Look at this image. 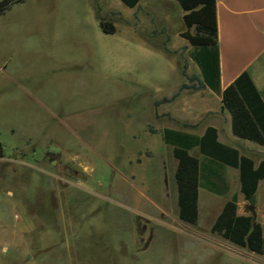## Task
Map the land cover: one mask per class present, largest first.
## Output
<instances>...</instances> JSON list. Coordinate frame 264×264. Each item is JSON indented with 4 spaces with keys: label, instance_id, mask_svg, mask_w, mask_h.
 Returning <instances> with one entry per match:
<instances>
[{
    "label": "rangeland",
    "instance_id": "obj_1",
    "mask_svg": "<svg viewBox=\"0 0 264 264\" xmlns=\"http://www.w3.org/2000/svg\"><path fill=\"white\" fill-rule=\"evenodd\" d=\"M181 14L166 0H23L0 15V264H264L168 216L176 163L149 131L179 101L217 107L189 88Z\"/></svg>",
    "mask_w": 264,
    "mask_h": 264
},
{
    "label": "trees",
    "instance_id": "obj_2",
    "mask_svg": "<svg viewBox=\"0 0 264 264\" xmlns=\"http://www.w3.org/2000/svg\"><path fill=\"white\" fill-rule=\"evenodd\" d=\"M132 9L140 0H118ZM179 7L184 32L181 38L192 49L191 59L197 66L200 78L191 89H208L218 92V68L216 51L215 0H172ZM23 0L0 1V15L10 6ZM103 34H113L111 24L98 20ZM182 88H185L183 86ZM188 88V87H187ZM162 102H168L163 99ZM221 109L229 115L231 134L237 139L264 146V100L255 90L249 76L241 73L220 93ZM158 103L154 104L157 106ZM150 134L153 132L150 130ZM162 143L171 147V156L176 166L173 180L176 191L178 220L194 227L197 220V190L203 189L216 195L226 192L223 171L225 167L238 171L240 193L248 204L256 192L257 184L264 178V162L254 167L252 161L240 156L234 149L219 144L216 131L207 127L200 137L171 130H163ZM196 148L200 158L188 151ZM3 158L0 145V159ZM209 232L219 236L231 246L264 258V230L251 217L236 215V197L225 202L212 223Z\"/></svg>",
    "mask_w": 264,
    "mask_h": 264
},
{
    "label": "crops",
    "instance_id": "obj_3",
    "mask_svg": "<svg viewBox=\"0 0 264 264\" xmlns=\"http://www.w3.org/2000/svg\"><path fill=\"white\" fill-rule=\"evenodd\" d=\"M215 18L218 92L214 93L208 89L200 90L209 99H211L210 97L215 98L217 105L215 111L209 101L196 103L195 100H182L176 104L172 117H162L163 120H158L151 131L159 137L162 148L171 153V147L162 143L163 130L200 137L207 127L213 128L216 131V140L219 144L236 150L240 156L249 158L256 167L261 161L264 162V146L237 139L231 134L229 115L221 109L220 93L241 73H246L255 90L264 100V0H215ZM194 152L196 156L192 155ZM188 154L200 158L196 148L188 151ZM223 178L226 186V192L223 195L212 194L198 188L197 220L195 226L192 227L195 234L199 236V233L209 232L223 204L229 201L233 195L236 197V215L251 217L264 230V178L257 184L251 205L244 200L240 193L237 170L225 167ZM144 199L149 201L148 197L144 196ZM175 200L176 191L173 201L175 202ZM212 210L215 214L210 218L209 224L206 228H201L198 224L200 219L205 221ZM161 212H163L162 209ZM168 216L182 224L177 218L176 206L174 213H168ZM202 241L200 242L205 245L206 243L220 245L226 242L213 238H209L208 242H205L207 240Z\"/></svg>",
    "mask_w": 264,
    "mask_h": 264
},
{
    "label": "water",
    "instance_id": "obj_4",
    "mask_svg": "<svg viewBox=\"0 0 264 264\" xmlns=\"http://www.w3.org/2000/svg\"><path fill=\"white\" fill-rule=\"evenodd\" d=\"M59 151H58V149H56L55 147H49L48 149H47V153L48 154H51V155H55L56 153H58ZM52 163V162H51Z\"/></svg>",
    "mask_w": 264,
    "mask_h": 264
}]
</instances>
